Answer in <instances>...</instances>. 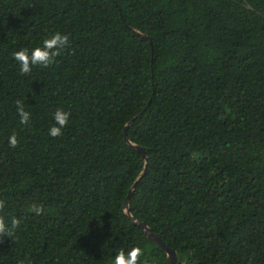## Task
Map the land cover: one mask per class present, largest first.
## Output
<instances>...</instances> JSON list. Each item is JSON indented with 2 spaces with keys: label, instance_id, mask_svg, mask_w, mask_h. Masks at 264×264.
Wrapping results in <instances>:
<instances>
[{
  "label": "trees",
  "instance_id": "trees-1",
  "mask_svg": "<svg viewBox=\"0 0 264 264\" xmlns=\"http://www.w3.org/2000/svg\"><path fill=\"white\" fill-rule=\"evenodd\" d=\"M0 200V264H163L136 222L178 264H264V0H0Z\"/></svg>",
  "mask_w": 264,
  "mask_h": 264
},
{
  "label": "clouds",
  "instance_id": "clouds-1",
  "mask_svg": "<svg viewBox=\"0 0 264 264\" xmlns=\"http://www.w3.org/2000/svg\"><path fill=\"white\" fill-rule=\"evenodd\" d=\"M69 43V37L67 35L56 32L50 37L45 38L42 42V46L35 47L31 53L27 49H21L13 53V58L20 65V74H30L33 66L48 67L55 62L56 57L60 56L61 50L66 48ZM17 114L20 117V123L27 125L30 120V113L25 111L24 103L20 100L16 102ZM70 113L64 112L61 109H57L53 114L54 126L49 129V135L51 137H58L62 134V129L66 127L69 120ZM8 143L11 147L15 148L18 144V140L15 134L9 137ZM5 208V201L0 200V212H3ZM32 211L40 214L43 209L41 207L34 206ZM21 221L16 217H12L6 222L3 215H0V240L4 237L11 238L15 235L16 229L19 227ZM143 255V251L140 247H131L125 251L120 249L116 252L111 260V264H140V258ZM18 264H24L21 260Z\"/></svg>",
  "mask_w": 264,
  "mask_h": 264
},
{
  "label": "water",
  "instance_id": "water-1",
  "mask_svg": "<svg viewBox=\"0 0 264 264\" xmlns=\"http://www.w3.org/2000/svg\"><path fill=\"white\" fill-rule=\"evenodd\" d=\"M127 130H128V128H126V131H125V137L126 138H127ZM136 149L142 153V155L146 158V161L148 162V159H147L145 151L142 148H140V147H136ZM145 174H146V169L143 172V174L141 175L140 179L143 176H145ZM136 186H137V182L131 188V190L129 191V193H128L127 197H126V200H125V207L126 208H128V206H129L130 199L132 197L133 191H134ZM136 223L139 225L140 228H142L145 231V233L148 236V238L154 244H156L157 246L161 247L167 253V258H166V260H165V262L163 264H178V256H177V252L175 250H172L171 248H169L162 241V239L158 235L154 234L152 232V230L145 223H143V222H136Z\"/></svg>",
  "mask_w": 264,
  "mask_h": 264
}]
</instances>
